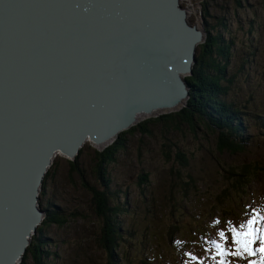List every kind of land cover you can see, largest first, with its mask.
<instances>
[{"label":"rangeland","instance_id":"1","mask_svg":"<svg viewBox=\"0 0 264 264\" xmlns=\"http://www.w3.org/2000/svg\"><path fill=\"white\" fill-rule=\"evenodd\" d=\"M178 3L185 9L186 20L202 29V37L205 27L215 30L219 25L215 17L227 23V39L232 40L227 71L236 73L228 85L227 99L242 112L244 129L237 136L242 137V149L219 152L213 142L216 132L205 127L196 130L198 137L185 127L172 131L169 138L180 145L187 157L186 164L180 167V175L185 177L190 173L192 176L189 184L181 186L183 180L176 182L170 177L169 167H175V162L165 161L160 153L162 131L151 125L153 136H127L126 148L106 166L111 201H127L129 205L117 214L122 235L109 257L117 264L214 263V257L219 254L213 241L234 250L232 228L239 231L242 224L255 216L257 223L253 227L264 229V170L251 174L246 188L232 197L225 195L229 181L224 178L228 170L240 162L264 166V131L258 129L255 122L257 114H264V0H178ZM174 107L179 108L181 104L167 108ZM105 144L106 141L96 145L85 135L73 156L58 155L57 151L52 157L37 193L43 215L36 224L39 229L35 241L41 240V250L47 251L46 255L41 253L38 264H110L97 243L99 220L88 206L81 176L70 171L71 163L78 164L86 180L97 185L92 149ZM141 171L147 172V179L138 183L137 174ZM184 192L187 198L183 201ZM216 192L224 195L218 209L213 205ZM151 196L153 208L149 202ZM47 215L66 220L58 225L45 221L43 218ZM194 222L207 224L209 241L204 237L196 238ZM169 224L177 226L170 236L165 233ZM220 232L225 234L223 240ZM260 234L258 231L257 236ZM182 237L186 239L183 241ZM252 247H260L259 239ZM144 254L147 255L145 263L142 262ZM262 255L264 253L245 254L238 260L229 254L223 258L227 259V264H249L250 260L259 264ZM17 263L19 260L14 262ZM20 264L36 263L25 253ZM215 264L218 263L215 261Z\"/></svg>","mask_w":264,"mask_h":264},{"label":"water","instance_id":"2","mask_svg":"<svg viewBox=\"0 0 264 264\" xmlns=\"http://www.w3.org/2000/svg\"><path fill=\"white\" fill-rule=\"evenodd\" d=\"M52 1L47 12L43 0H31L35 19L70 26L42 28L27 41L31 72L23 81L30 88L19 95L30 108L8 99L3 106L0 99V264L20 261L42 218L37 193L54 152L73 156L85 135L96 144L109 141L139 112L182 106L188 95L182 74L191 73L203 39L178 0ZM1 2L0 33L10 34L17 26L9 29ZM28 14L23 23L33 11ZM34 65L48 71L38 68V76ZM38 94L46 99L43 108L30 102Z\"/></svg>","mask_w":264,"mask_h":264},{"label":"trees","instance_id":"3","mask_svg":"<svg viewBox=\"0 0 264 264\" xmlns=\"http://www.w3.org/2000/svg\"><path fill=\"white\" fill-rule=\"evenodd\" d=\"M215 19L219 25L215 30H209L208 27L204 28V37L195 48V61L191 66V73L183 76L188 86V95L184 104L177 109L160 112L156 115H149V117H144V120L139 119L128 128L120 130L101 148L95 147L92 149V159L94 161L93 172L95 178L98 179L97 185L86 180L83 170L78 164L73 162L70 165V171L81 176L80 183L88 195V206L98 217L97 243L106 254L110 264H117L116 261L111 262L109 257L116 249L119 238L122 235V230H120L121 221L117 218V214L124 211L129 205L127 201H111L110 191L107 189L110 177L106 166L115 160V155L118 152L126 148L128 143L127 136H153L151 125L156 126L158 130L162 131L163 138L159 144L160 153L165 161L175 162V167H169L170 177L176 179V182L183 180L181 186L189 184L192 176L190 173H186L185 177L180 175V167L186 164L187 157L180 145L169 138L168 135L172 131L181 130L182 127H185L188 131L197 135L196 130L205 127L216 132L213 142L214 147L219 152H235L242 149V137L240 139L237 138L239 132L244 129L242 112L238 105L227 99L228 85L236 75L235 72L227 71L229 57L232 55V40L227 39L226 21L217 17ZM255 122L257 128L263 129L264 131V114H257ZM237 164V166L230 168L228 173L224 175V178L229 181L225 195L230 197L235 192H242L243 188H246L251 174H254L258 170H264L263 165L258 167L257 164L251 162H240V164ZM146 179V171H141L137 174L138 183H142ZM42 185L43 182L41 183V187ZM170 195L171 193H169ZM215 196L217 198L213 201V205L218 209L221 206L220 199L224 195L220 196V193L216 192ZM186 198L187 193L184 192L182 200L184 201ZM149 202L153 208V196L149 197ZM179 205L183 208L181 201ZM43 219L45 221L55 222L58 225H62L66 220L64 217L56 218L55 215H47ZM193 228L196 231L197 239L200 240L204 237L206 241H209L210 228L207 224L194 222ZM38 229L39 226H37L36 232ZM176 230L177 226L175 224H169L165 233L168 232L170 236ZM36 237L37 233L31 236L30 242L25 247L24 254H22L17 264L21 263L25 257V253H28L36 264L39 263L42 252L45 255L47 254V251L41 250L43 242L39 239L35 241ZM182 238L183 241L186 239L184 237ZM218 242L221 243L220 241ZM146 257L147 255L144 254L142 257L143 263H145L144 259ZM216 259H218L217 256L214 257V262H217ZM236 259L239 260L240 258L237 257Z\"/></svg>","mask_w":264,"mask_h":264},{"label":"bare ground","instance_id":"4","mask_svg":"<svg viewBox=\"0 0 264 264\" xmlns=\"http://www.w3.org/2000/svg\"><path fill=\"white\" fill-rule=\"evenodd\" d=\"M43 1L44 2L41 3L42 8L47 12H51L53 10V7H52L53 3L55 4L56 2H54L52 0H43ZM68 1H70V0H67L66 2H68ZM1 3L2 4L5 3L7 5L8 11L10 13V16L8 18L9 29L12 30L14 26H17L15 28V31H11L10 34H8L6 32V29H4L2 31V33H0V77H2L4 79L3 83L0 82V99L2 100L3 106H6V104H5L6 99L11 100V101H13V100L22 101V97L19 95L22 92V89L24 87H26L28 89L30 88L29 87L30 84L24 83V81H23V79L25 77H27L29 72H31V69L28 67V64H27L28 59L26 57V52L25 53L23 52L24 48L25 47L27 48V46H28L27 41L28 40L33 41L31 36L34 33L42 32L41 31L42 28H48V29L55 30V29H60L62 27L68 28V27H66V25L67 26H70V25H69L68 21L64 22L63 20H61V23L60 22L52 23L51 21L41 22L38 19H35L36 11L33 8L31 0H2ZM30 10L33 11L32 18L29 21L27 19V22L23 23V18L26 16L25 14H27L29 17L28 12ZM6 22H7V20L5 21V23ZM55 25H56V27H55ZM23 30L25 31L24 34L22 33ZM10 63L13 65V68H14L13 74L7 73L8 65ZM38 68H43L44 71H48V70H46V68L41 67V66H38ZM38 68L36 65H34L35 71L37 72L38 76H40L41 73L39 72ZM31 90L34 92H36V90L38 91V88L35 84V81H34V84L31 85ZM45 100H46L45 98L39 96V94H38V99L37 98H31L30 102H31V104L34 105L33 108H43ZM12 108H14V107H12ZM15 108H17V107H15ZM19 108H30L29 107V100L24 99L21 102ZM62 108H67V107L62 106ZM164 110H168V108H155L150 113L139 112L135 116L136 121H137V119H141V118L143 119L146 116L149 117V115L156 114L159 111L162 112ZM156 111H158V112H156ZM154 112H156V113H154ZM104 141H106V143H107L108 140H103L96 145H99V144L103 143ZM102 146H104V145H102ZM55 153H57V152H54V154ZM60 154L64 155L63 153L59 152L58 155H60ZM51 160H53V159L51 158ZM37 226H36V228H37ZM36 228L31 234H33V235L36 234ZM31 234H30V236H31ZM29 242H30V238H29Z\"/></svg>","mask_w":264,"mask_h":264},{"label":"snow or ice","instance_id":"5","mask_svg":"<svg viewBox=\"0 0 264 264\" xmlns=\"http://www.w3.org/2000/svg\"><path fill=\"white\" fill-rule=\"evenodd\" d=\"M264 219V217H262ZM257 223L256 217H252L247 221L246 224L240 226L238 231L236 228H232V244L234 245V250H227L220 243L213 241L217 253L223 258L226 255H232L239 258H244L245 254L248 256L255 255L257 252L264 253V229H257L253 227ZM261 234L257 236V232ZM219 236L223 240L225 238L224 232H220ZM259 239L260 247L253 249L252 245ZM218 264H225L224 260L221 259ZM249 264H257V261L250 260ZM259 264H264V255L260 257Z\"/></svg>","mask_w":264,"mask_h":264},{"label":"clouds","instance_id":"6","mask_svg":"<svg viewBox=\"0 0 264 264\" xmlns=\"http://www.w3.org/2000/svg\"><path fill=\"white\" fill-rule=\"evenodd\" d=\"M31 37H32V36H31ZM28 46H29V45H28ZM31 46H33V44H31ZM31 46H30V47H31ZM11 67H13V65H12V64H11Z\"/></svg>","mask_w":264,"mask_h":264}]
</instances>
